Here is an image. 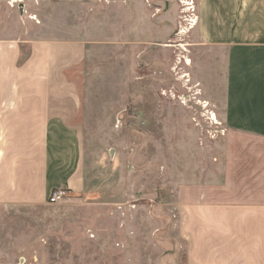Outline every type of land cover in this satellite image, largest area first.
<instances>
[{"label": "rangeland", "instance_id": "rangeland-1", "mask_svg": "<svg viewBox=\"0 0 264 264\" xmlns=\"http://www.w3.org/2000/svg\"><path fill=\"white\" fill-rule=\"evenodd\" d=\"M7 1L10 33L24 16L60 17L39 33L94 47L67 74L83 187L59 189L58 204L0 208V264H185L183 185L217 173L228 130L198 82L199 0H21V17Z\"/></svg>", "mask_w": 264, "mask_h": 264}, {"label": "crops", "instance_id": "crops-1", "mask_svg": "<svg viewBox=\"0 0 264 264\" xmlns=\"http://www.w3.org/2000/svg\"><path fill=\"white\" fill-rule=\"evenodd\" d=\"M198 3V82L228 130L217 173L183 185L185 264H264V0ZM57 18H18L17 34L0 19V208L83 187L81 101L67 74L94 42L39 33Z\"/></svg>", "mask_w": 264, "mask_h": 264}, {"label": "built area", "instance_id": "built-area-1", "mask_svg": "<svg viewBox=\"0 0 264 264\" xmlns=\"http://www.w3.org/2000/svg\"><path fill=\"white\" fill-rule=\"evenodd\" d=\"M21 3V0H8L7 4L10 8H14L17 4ZM66 196V192L63 190H54L52 191L46 200V203L49 205H54L60 203Z\"/></svg>", "mask_w": 264, "mask_h": 264}, {"label": "water", "instance_id": "water-1", "mask_svg": "<svg viewBox=\"0 0 264 264\" xmlns=\"http://www.w3.org/2000/svg\"><path fill=\"white\" fill-rule=\"evenodd\" d=\"M19 16L21 17L23 15V4H18L17 6Z\"/></svg>", "mask_w": 264, "mask_h": 264}, {"label": "bare ground", "instance_id": "bare-ground-1", "mask_svg": "<svg viewBox=\"0 0 264 264\" xmlns=\"http://www.w3.org/2000/svg\"><path fill=\"white\" fill-rule=\"evenodd\" d=\"M186 6H188L189 4H185ZM188 9H186V11H187ZM192 26H194V24H192ZM187 64H190V62L189 61H187ZM214 120H215V118H214Z\"/></svg>", "mask_w": 264, "mask_h": 264}]
</instances>
